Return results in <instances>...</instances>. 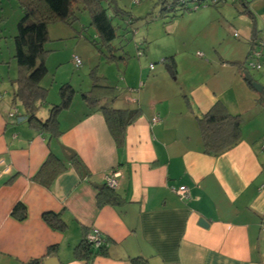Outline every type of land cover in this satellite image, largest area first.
<instances>
[{"label":"crops","instance_id":"0c3cea01","mask_svg":"<svg viewBox=\"0 0 264 264\" xmlns=\"http://www.w3.org/2000/svg\"><path fill=\"white\" fill-rule=\"evenodd\" d=\"M245 2V8L220 1L181 14L189 18L183 29L196 25L198 42L208 39L221 49L209 48L206 56L185 48L151 54L144 44L137 55L146 61L125 63L114 96L102 102L138 111L119 146L99 105L88 107L80 97L79 110L72 107L76 92L89 88L72 86L76 92L58 112L60 133L54 136L21 116L11 94L17 72L8 74L10 86L3 90L0 83V264L50 257L55 264H85L73 248L93 229L104 238L106 254L89 264H131L133 256L148 264H264V104L233 63L244 61L253 37L264 54V0ZM170 55L173 74L162 62ZM259 69L252 77L264 85V65ZM48 94L38 110L42 119L58 102L47 100ZM55 97L60 100L58 89ZM216 102L240 116L241 131L233 146L213 155L203 150L197 116ZM60 145L72 149L80 165L67 160ZM50 152L67 168L46 187L32 176ZM110 171L117 173L115 191L123 202L98 205L100 189L92 184H105ZM179 185L188 187V198L172 190ZM17 203L25 206L23 219L12 214ZM46 212L60 213L66 228L49 226Z\"/></svg>","mask_w":264,"mask_h":264},{"label":"trees","instance_id":"16d2710c","mask_svg":"<svg viewBox=\"0 0 264 264\" xmlns=\"http://www.w3.org/2000/svg\"><path fill=\"white\" fill-rule=\"evenodd\" d=\"M161 1L164 3L168 0ZM220 1L224 0H216L211 4L217 5ZM236 1L241 5V8H245V0H234V2ZM17 2L21 8L22 16L17 22L16 34L13 36V58L16 62L17 73L11 81L12 100L20 103L23 109L21 116L25 117L32 127L57 136L60 133L57 114L61 109L70 105L76 91L69 82L61 83L58 88L60 100L49 106L48 115L44 119L38 116V110L42 102L46 100L48 91L47 87L41 85V81L47 74L45 58L49 50L45 48V44L49 40V25L62 22L71 26L77 19L76 10H86L90 16V25L94 26L96 32V37L90 42L103 52L102 48H110L111 40L116 36V27L112 24L111 18L114 15L121 17L127 15L129 19L127 22L130 23L133 17L118 5L117 0H17ZM182 7L177 0H171L167 3L165 10L174 8V10H192L188 4L185 5V9ZM109 9L112 11L110 12ZM250 42L252 49L257 42V37H253ZM140 52L142 53V51ZM247 56L243 62L233 63L237 65L244 81L252 87L244 76ZM107 57L113 58L112 55ZM162 62L173 74L175 71L173 56L164 57ZM89 75L91 86L88 90L80 92L81 97L88 107L99 105L98 109L106 121L108 130L119 146L122 144L126 126L132 122L138 111L107 107L102 104L104 100L114 96V87L106 84L103 81L104 77L97 74L95 68L91 69ZM258 101L264 104V89L260 91ZM197 123L203 150L207 153L217 155L233 146L240 139V116L228 113L220 102H216L204 114L197 116ZM72 160H77V164L80 165L76 156ZM66 168L67 166L62 160L50 152L32 176V180L49 187L58 174ZM115 188L104 184V187L97 193V204H121L123 198L115 191ZM12 214L23 219L26 215L25 206L17 203L12 209ZM42 217L49 226L56 230L61 231L66 228V223L60 213L46 212ZM53 250L50 247L48 253ZM73 254L77 258L83 259L85 264H89L94 256L106 254V245L93 247L84 234L79 243L74 246ZM129 260L131 264H148L147 259L141 256H133ZM24 264H42V258L30 259Z\"/></svg>","mask_w":264,"mask_h":264},{"label":"rangeland","instance_id":"374dc122","mask_svg":"<svg viewBox=\"0 0 264 264\" xmlns=\"http://www.w3.org/2000/svg\"><path fill=\"white\" fill-rule=\"evenodd\" d=\"M169 1L171 0L164 3L161 0H117L118 5L128 11L133 19L128 23L127 15L123 17L114 15L111 18L112 24L116 27V36L111 40L110 48H102L103 52L90 42L96 36V32L94 26L90 25V16L86 10H76L77 19L72 26L61 22L50 24V31L56 30L50 32V39L46 42L45 48H51L53 51H49L46 55L45 65L48 71L41 81V85L47 87L49 91L47 100L50 102L59 101L57 97H55V101H52V98L63 82L70 81L75 89L90 88L89 74L93 68L97 74L104 77L103 81L114 86L116 91V84L121 78V70L123 68L125 70V63L135 64L136 61L138 63L146 61L144 60L146 57L137 55L138 51L143 53L145 45L149 47L151 54L185 48L193 54H196L198 50L206 56L205 50L209 48L210 51L221 49L208 39L198 42L196 37L199 35V31L196 25L186 30L182 28L185 24L189 25V18L180 19L181 14L187 15L196 10L190 12L174 10L177 8L176 6L174 9L165 10ZM224 2L234 7L241 6L237 1L224 0ZM109 11L112 10L109 9ZM21 16L22 11L17 0H0V77L2 76L0 83L3 90L10 86L8 74L12 71L13 73L17 72L16 62L13 58V36L16 34L17 22ZM144 39L145 43L142 42ZM183 41L186 42L185 45H182ZM140 42H142V46L137 49L135 44ZM72 55H78L81 58L82 65L80 67L71 64ZM109 55H112L113 58H108ZM3 61H9L8 67L1 64ZM158 63H160L159 60L156 61V65ZM246 70L254 78H257L258 72L261 71V69H253L250 66H247ZM0 93L4 95L2 90ZM74 97L76 100L72 107L78 109L76 101L81 97L80 92H76ZM42 114L45 115L46 110H43Z\"/></svg>","mask_w":264,"mask_h":264},{"label":"built area","instance_id":"2783aa9c","mask_svg":"<svg viewBox=\"0 0 264 264\" xmlns=\"http://www.w3.org/2000/svg\"><path fill=\"white\" fill-rule=\"evenodd\" d=\"M216 0H177L178 4L182 5H189V8L191 7L192 10L196 9L198 6L203 4H211L214 3ZM234 2V0H230ZM185 5H183V9H185ZM188 8V9H189ZM236 36L238 35L237 32L234 33ZM258 43L260 41H257ZM256 42L255 45L258 43ZM253 46V48L249 51L247 59H246V65L250 66L253 69H259L262 65H264V54H261V52L256 49V46ZM138 54H141L139 52ZM200 54V53H198ZM72 62L75 67H80L82 65V60L78 55H72ZM153 65L150 64V68H152ZM17 110L15 109L11 115L15 114ZM158 117L153 116L152 121H157ZM116 172L110 171L104 174V182L107 186L115 188L116 187ZM172 190L179 195L181 199H186L189 197V189L185 185H179L178 187H172ZM86 239L89 243L92 244L93 247H99L103 244H105L104 238L100 234L99 230L93 229L90 233L86 235Z\"/></svg>","mask_w":264,"mask_h":264},{"label":"water","instance_id":"95a60500","mask_svg":"<svg viewBox=\"0 0 264 264\" xmlns=\"http://www.w3.org/2000/svg\"><path fill=\"white\" fill-rule=\"evenodd\" d=\"M244 76H245L246 80L251 83V86L257 92H260L262 89H264V85H262L260 82H258L256 80H254L252 75L248 71H244ZM60 151H61L62 155L67 160H72V158L75 156V152L72 149H70L69 147H66L64 145H60ZM81 171H82L83 176L85 177L86 171L83 167L81 168ZM92 185H93V187L98 188V189H102L104 187V184H102V183H93ZM54 262H56V258L50 257V258L45 259L42 264H55ZM56 264H58V263H56Z\"/></svg>","mask_w":264,"mask_h":264}]
</instances>
